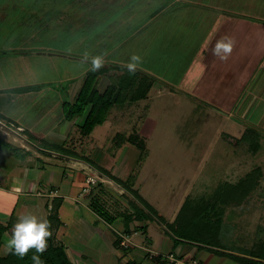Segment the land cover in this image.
I'll return each instance as SVG.
<instances>
[{
  "label": "rangeland",
  "instance_id": "374dc122",
  "mask_svg": "<svg viewBox=\"0 0 264 264\" xmlns=\"http://www.w3.org/2000/svg\"><path fill=\"white\" fill-rule=\"evenodd\" d=\"M102 1L0 0V89L9 87L0 91V115L13 116L39 138L49 142L66 140L68 146L77 147L78 152L84 150L83 153L90 154L98 164L116 176L133 181L134 187L168 223L174 221L187 197L198 200L206 198L219 184L236 182L254 167L260 166L263 172L260 184L245 202L226 207L221 241L212 244L214 249L252 258L247 253L251 252L257 241L264 240V105L257 102L261 84L264 85V0L212 1L237 12L218 11L220 29L227 28L229 36L235 38V47L226 60L213 54L209 57V66L214 72L205 74L208 76L205 83L203 80L195 84L198 79L193 80L199 76L201 69L198 61L194 62L196 48L190 47V44L195 41L198 45L199 35L188 33L184 19L180 32L174 38H168L165 34L154 42L151 35H141L137 48L140 63L147 65L152 58L148 67L163 68V78H157L154 90L148 97L133 105L127 104L122 109L112 110L109 121L96 125L90 134H85L81 131L85 114L71 121L65 120L63 102L74 101L76 94L70 88L72 85H82L86 68H91V57L103 55V30L122 15L112 13L126 11L125 5L129 2L114 0L120 3V9L112 7L109 12L107 7H102ZM180 2L183 3V0ZM105 10L108 12L104 16ZM108 16L110 19H105ZM224 18L228 22H222ZM74 42L80 44L79 49L70 47ZM169 60L173 63L169 67L160 66ZM190 66V79L194 81L192 85L185 83L186 70ZM164 78L173 83H168ZM42 83L45 89L40 92L37 89L18 91L21 87ZM101 87L104 92L105 87ZM259 102L264 104V96ZM248 127L258 132V139H255L259 143L257 150L251 149L247 140L234 144L225 138L226 133L241 137ZM118 133H126L127 138L132 134L139 136L147 150L145 157L141 158V150L128 139L120 148H115L114 140ZM0 137L32 152L29 159L24 160L0 149V180L13 169L15 175L24 174L25 178L34 177L33 172L38 170L44 179L50 172L59 173L56 181L60 183L61 179H66L63 176L68 175L69 167L73 169V158L52 156L50 149V152L36 150L28 143L27 135L23 134L21 128L7 124L2 118ZM38 157L43 159L42 167L39 168L38 164L31 167L32 163L41 162ZM94 180L96 184L92 185V195L85 198L83 189L76 193H82L79 203L83 205L77 204L80 210L75 214L79 219L70 218L67 226L61 225L59 228L61 236L66 228V238L69 240L62 243L69 247L73 253L70 257L78 264H105L107 259L96 244L103 247L104 243L108 247V241L115 236L111 228L105 231L107 227L103 220L96 222L88 209L90 203L101 200L100 204L106 202L114 209L118 202H122L123 206L119 208L124 210L129 206L128 201L133 199L128 193L122 195L124 189L114 181L112 185L105 184L103 194V187L100 188L97 183L99 177ZM0 184L4 188L7 185L5 181ZM31 184L35 185L29 182L28 192L22 195V200L20 196H15V201L12 200L14 196L0 188V216L14 215V205L18 203L21 214L32 212L47 218L57 211L51 212L47 206L53 201V197L44 194L49 192V188L44 184H37V188H33ZM36 189L44 193L38 194ZM96 195L99 197L95 198ZM64 204L67 205L66 202ZM66 210L65 206L63 216L69 219ZM81 210L87 212L82 213ZM149 216L143 221L148 224L147 232L139 230L133 236L137 246L130 253V257L143 264H152L145 257L148 249L151 253L166 251L167 247L171 249L168 228L152 215ZM18 217H13V220L16 222ZM51 220V229L56 230V218ZM121 224L119 218L113 226L120 227ZM9 238L8 234L4 236L5 248L1 249V253H7L6 242ZM181 245L198 250V256H203L205 264H240L186 241ZM181 256L185 262L198 261L192 257V252L182 253ZM116 262L117 259H113L111 264ZM124 262L125 259L119 264Z\"/></svg>",
  "mask_w": 264,
  "mask_h": 264
},
{
  "label": "trees",
  "instance_id": "16d2710c",
  "mask_svg": "<svg viewBox=\"0 0 264 264\" xmlns=\"http://www.w3.org/2000/svg\"><path fill=\"white\" fill-rule=\"evenodd\" d=\"M109 69L120 70L121 73L111 77L110 79L112 81L106 87L104 92H101L98 89L99 77ZM154 81L155 78L147 72L137 68V71L132 74L127 71L125 65L120 64L114 63L110 64L108 67L102 66L97 71H93L89 68L86 71L82 85L79 88L74 101L71 102L66 100L63 102L65 114L64 119L71 121L77 116L85 114L83 124L81 125V131L82 133L90 134L96 125L105 123L113 107H124L127 104L135 103L148 97ZM44 87L45 86H43V84L31 85L21 87L18 91L21 90L25 92L34 89L40 91ZM0 116V118L8 121L7 124L10 123L9 125L15 126V124H11V122L14 123L12 119L2 115ZM257 133L258 132L254 128L248 127L241 137H235L226 133L225 138L229 139L234 144H240L241 142L247 140L251 144V149L257 150L259 145V143L255 140L258 139ZM23 134L27 135L28 143L35 147L38 151L50 152V149L53 153L83 160L96 168L98 171L102 172L110 180L120 185V187L124 189L122 195H125V193L132 195L133 199L128 201L129 206L124 210L119 208V206H123L120 202H118V206L116 205L117 208H112V210L107 208L105 202L100 204L99 202H101V200L96 203H90L92 209L110 225H113L116 220L121 218L124 228L121 233L124 232L126 235H131L135 231L139 230L147 232L148 224H133L135 222H143L147 220L150 217L149 215H152L162 225H165L168 228L171 236L172 247L167 252L160 251L151 253L148 249L145 257L148 258L152 264H186L180 262L183 259L181 255L179 256L175 254V249L185 241L200 248H207L215 255L228 257L240 264H264V261L259 260L264 259V240L260 242L257 241L251 252L247 253L252 256V258L224 250L214 249V247H212V244H216L221 241L226 207L239 205L245 202L249 195L260 184L261 177L263 176L260 166L254 167L250 172L236 182L226 181L219 184L215 191L206 198L198 200L187 197L174 221L172 223H168L166 218L140 194L137 188L134 187L133 181L129 182L128 180L125 181L121 179L105 167L99 165L90 156L80 154L75 151L73 148L68 146L66 140H62L61 142H49L44 138H39L29 129H24ZM115 137V148L121 147L125 140L128 139L136 144L141 150V158L143 159V157H145L147 150L144 145V141L142 139L140 140L139 136L132 134L129 138H127V135L118 133ZM39 139L40 143H38ZM0 149L23 159L31 154L30 150H27L24 147L16 146L1 137ZM132 176L134 177V175ZM98 185L100 188L103 187V182H99ZM99 196L96 195L95 198ZM55 199L56 198H53L51 204L52 208H49L50 203H48L47 206L51 212L54 210L57 211L48 215L47 219L50 221V219L53 220L56 218V222L58 224V209L63 199L57 198L56 201ZM12 227L13 224L10 221L7 223H0V264H33L31 257L34 250L30 251L24 258H19L16 255H13L9 250L6 254L1 253L3 236L6 232L11 233ZM56 228L58 229V225ZM56 230L51 229L52 235L48 240L47 251L41 256L43 264H78L70 257L67 247L62 243V241L57 239L55 234ZM119 231L120 230L115 232L113 245L116 249L122 252V256L119 258L120 263L122 262V257L129 256L136 245L130 244L127 247L122 246L121 241L123 237L119 234ZM206 245H211V247ZM171 256L174 257V259H172ZM124 264L143 263L140 260L130 257L124 262Z\"/></svg>",
  "mask_w": 264,
  "mask_h": 264
},
{
  "label": "crops",
  "instance_id": "0c3cea01",
  "mask_svg": "<svg viewBox=\"0 0 264 264\" xmlns=\"http://www.w3.org/2000/svg\"><path fill=\"white\" fill-rule=\"evenodd\" d=\"M180 1H178V0H129V2L126 3V5H125L127 8L126 11L121 12L120 10H118L116 12H113L112 15L113 14L114 15L122 14V15L120 18H117L112 23V25H108L109 27L106 30H103V55H102L103 59H104L103 67H108L110 64H114V63L120 64V65H125L130 60V57L133 54H137V48L139 46V38L141 37V35H146V34L148 36L151 35V39L154 42L158 41V37L163 38V36L165 34H167L168 38H174L176 36V34H178L180 32L182 25H183V23H181V21H182V19H184V22H185L184 26H185V28L188 29V33H194L197 36L199 35V42L200 43L197 45V42H195L193 40L194 42H191V44H190V47L192 46V48H196L195 52L197 55L195 56V54H194L195 52L193 53V57L195 56L194 62L198 61V64L200 65V69H201L199 76L194 77L193 80L195 81L196 79H198L197 81H195V84H198L203 80L205 83L206 82L205 79L208 78L207 75L214 72V70L211 69V67L209 66V57L212 55L213 46L216 43V41L218 39H220L222 36L229 35L227 28H224L222 30L220 29L218 11H225V12H236V11L235 10L230 11L229 8H227L226 6H222L220 4H216V3L212 2L213 0H211L209 2H205L204 0H183V3H181ZM124 3H125V1H124ZM95 4H96V2H95ZM101 5H103L102 7H107L109 12L112 10V7H114L116 10L120 9V3H118V2L115 3L114 0H103L101 2ZM108 10H105L103 12V15L105 13H107ZM240 14L246 15L245 13H240ZM109 16L105 17V19H110ZM105 19H103V21ZM106 21L107 20H105V22ZM222 22H228L227 18H224V20ZM250 29L251 28H247V30H250ZM263 30H264V27H263ZM204 42H206V44ZM69 46H70V44H69ZM70 47H73L74 50H77L80 48V44L74 42V44L71 45ZM74 50H70L69 52H72ZM177 59H179V58L177 57ZM151 62H152V58L147 61V65L139 63L137 66V68L144 70L145 72H147L148 74H150L151 76H153L155 78V81H154L149 93H151V91L154 90L153 86L158 81L157 78L158 79L163 78V76H162L163 68L156 66V67H153V69H151L150 67H148V64H150ZM171 64H173L172 60H169V61L161 63L160 66L166 65L167 67H169ZM89 68H90V66L86 68L85 72ZM191 70H192V66H190L189 69L186 70L185 83H187V84H191V82H192V80L190 79ZM118 73H119V71H117L115 69H109L104 74H102L103 76L100 75L98 89L101 92H103V87H101V86H104L105 87L104 89H106V87L111 82L110 78L113 77L114 75L118 74ZM205 74H207V75L205 76ZM160 76H162V77H160ZM164 79H166L168 83L171 82L168 78H164ZM194 81L192 83H194ZM45 83H49V81H47V82L45 81ZM171 83H173V82H171ZM80 87H81L80 84H79V86L78 85H74V86L72 85V87L70 88V91L74 92V94H77ZM8 88H9L8 86L3 87V89H0V91L3 92L4 90H6ZM47 89H50V88L47 87ZM260 90H261V94H260L261 97L259 95L258 96L256 95L258 98L257 102L260 105H264L263 103L259 102V99L264 96L263 95L264 94L263 83L261 84ZM135 103H137V102H135ZM135 103H131L130 105H133ZM124 107H126V106H124ZM124 107H121V108L117 107V106L113 107L111 109L108 117L110 115H112V112H113L112 110H114L116 108L122 109ZM258 113H259V111H258ZM7 117L12 119L14 121V123L11 122V124H15V126H17V128H21L22 132L24 129H27V127H25L24 125L19 123L13 116L8 115ZM108 117H107L105 122L109 121ZM2 120H4L5 122H8L6 119H2ZM262 120H263V117H262ZM135 128H136V126H135ZM31 132H33V131H31ZM19 134H20V132H19ZM53 134H55V133H53ZM125 135H127V134L125 133ZM67 144H68V142H67ZM81 145H83V144H81ZM20 147H22V146H20ZM69 147H71L75 151H77L76 150L77 147L75 148L70 144H69ZM25 149L29 150L28 148H25ZM82 151H84V150H81V152H79V153L85 154ZM9 154H11V153H9ZM11 155L13 156V154H11ZM30 155H32V152ZM30 155H28L24 160H28ZM54 155H55V157H59V156L68 157V156H62L60 154L52 152V156H54ZM12 156H9V157L14 160L15 156L14 157H12ZM37 156H39V155H37ZM89 156H90V154H89ZM90 157L92 158V156H90ZM68 158L74 159L73 160L74 166L72 167L73 169H71L69 167L68 175L64 174V176H63L66 179H61L60 183H58L56 181V179L59 178V176H57V174L59 175V173L56 174L54 172H50L48 174V176L44 179L42 177L41 171H38V170L33 172L34 177H32V178L26 177L25 178L24 174H22L21 176H18V174L15 175L13 173V170H14L13 169L7 175H4V177L0 180V183L5 181L7 184L5 188L2 187V184H0V188L5 189V192H7L8 195L14 196V198L12 199L13 201H15L14 200L15 196H20V200H22L21 199L22 195H24L28 192L27 190L29 187V182L35 183V185L31 184V186L33 188H37L36 187L37 184L40 186L44 184L43 186H46L47 189L49 188L48 193H44V192L36 189V190H38L37 191L38 194H40V193L48 194V196L56 198L55 201L57 200V198H62L63 201H62V203L58 209V215H57V218L59 220V223L57 225H59V224L60 225L58 227V233L56 236L58 239L61 238L60 240L64 243H65V241L67 242L69 240L68 237L66 238L67 231L65 228L63 236H61V234L59 232L60 231L59 228L61 225L67 226L66 222H67V220L69 221L70 218L79 219V218H77V216L75 214L78 212V210H80L78 208L77 204H80L81 206L83 205L82 203H79L80 202L79 200L81 198L80 194H82V193H78V195L76 193L81 192V190L84 188V186H86V184H87L86 179L89 177L94 178V179L99 177V179H100L99 182H103V194H105V190H106L105 184L112 185V183H113V181L110 180L106 175H104L102 172L98 171L96 168H94L93 166H91L87 162L80 160V159H77L75 157H68ZM38 160H41V162L38 163V161H37V163H35V164L32 163L31 167H35V166L39 165V168H41L42 164H43L42 163L43 159L40 157V159H38ZM19 167H20V169H22V167L20 165H19ZM15 168H17V167H15ZM25 168H26V166H25ZM0 175H2L1 172H0ZM28 179H31V180L28 182ZM99 182H97V183H99ZM94 184H96V183H94ZM94 184H91V187H90L91 190L89 193H86L85 198H87V195L90 196L94 193V186L92 187V185H94ZM64 202H66L67 205L64 204ZM120 203H122V202H120ZM19 204L20 203L14 205V207L17 209V210L15 209L14 215L10 216V214L9 215L3 214L2 216H0V223L1 222L7 223L8 221L15 222L13 220V217L15 218L17 215L20 216V214H21V207L18 208ZM65 206L67 209L65 211V213L69 214V219H66L63 216V213H64L63 209ZM106 206H107V208L112 209L111 208L112 205L109 206L106 203ZM88 209L94 215V217H95L94 219H96V222H97V220H100L102 222L103 219L92 209L91 205L88 206ZM84 211H86V210H83V211L81 210L82 213ZM8 216H10V217H8ZM103 223L107 227V230L105 228V231H108V228H111L114 235H115V232H118V230L123 231V229H124L123 224H121L120 227H116V226L114 227L113 225L108 224L104 220H103ZM121 223H122V221H121ZM141 223H142V225L144 224V222H135L133 225H141ZM138 232L139 231H135L131 235H128L132 241H133V236L138 234ZM7 234L11 235L9 232H6L4 234V236H6ZM4 236H3L2 248L3 247L5 248ZM114 240H115V236H114V239L112 238L108 241V244H109L108 247L107 246L105 247L104 243H103V247H102V245L100 246L99 244H96V248L99 250H102L103 251V257L107 259V262L105 264L113 263V259H117L116 264H119V258H121L122 252H119L116 250V248L113 245ZM134 244L137 246L136 242H134ZM169 246L172 247V241L171 240H170ZM5 251H6V249L4 250V252ZM67 251H68L69 255L73 254L72 251H70L69 247H67ZM166 251H168V247H167ZM197 251L198 250H195L194 248H192L190 246L185 245L182 247V245H179L176 248L175 253L182 255V253L186 254L187 252H190V253L192 252V257L197 258V260L199 262H201L200 264H205L203 261V256L202 255L198 256ZM94 254L97 256V253H94ZM128 258H130V255L127 257H122V261H123V259H125V261H126V260H128ZM98 260H100L99 256H98Z\"/></svg>",
  "mask_w": 264,
  "mask_h": 264
},
{
  "label": "clouds",
  "instance_id": "9594fccd",
  "mask_svg": "<svg viewBox=\"0 0 264 264\" xmlns=\"http://www.w3.org/2000/svg\"><path fill=\"white\" fill-rule=\"evenodd\" d=\"M235 47V38L224 35L218 39L212 48V54L221 60H226ZM85 59H88L87 54ZM141 61L138 54H133L125 64L129 73L134 74ZM104 64L101 55L91 57V69L99 70ZM52 235L51 223L44 217L32 212L21 214L12 227L10 238L6 242L7 249L19 258H24L30 251L33 264H43L41 256L47 251L48 240Z\"/></svg>",
  "mask_w": 264,
  "mask_h": 264
},
{
  "label": "built area",
  "instance_id": "2783aa9c",
  "mask_svg": "<svg viewBox=\"0 0 264 264\" xmlns=\"http://www.w3.org/2000/svg\"><path fill=\"white\" fill-rule=\"evenodd\" d=\"M96 181L93 179V178H87L86 179V185L87 186H84L83 188V192L85 193H89L90 192V187H88L89 185L91 184H94ZM52 193V192H51ZM49 208H52V205L50 204L49 205ZM119 234L123 237L122 241H121V245L124 246V247H127L128 245L130 244H134V242L130 239V237L128 235H126L124 232L121 233V231H119ZM172 259H174V257L171 256ZM182 263H186V264H200L198 261L194 260V261H189V262H185V261H180Z\"/></svg>",
  "mask_w": 264,
  "mask_h": 264
}]
</instances>
